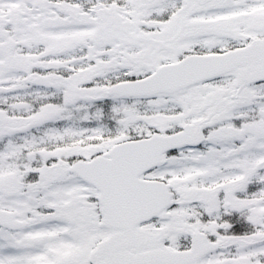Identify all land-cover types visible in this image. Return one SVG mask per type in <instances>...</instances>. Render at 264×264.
<instances>
[{
    "label": "snow or ice",
    "instance_id": "snow-or-ice-1",
    "mask_svg": "<svg viewBox=\"0 0 264 264\" xmlns=\"http://www.w3.org/2000/svg\"><path fill=\"white\" fill-rule=\"evenodd\" d=\"M0 264H264V0H0Z\"/></svg>",
    "mask_w": 264,
    "mask_h": 264
}]
</instances>
